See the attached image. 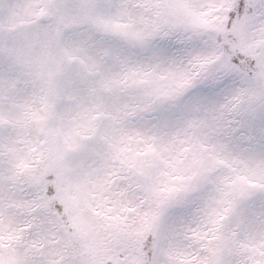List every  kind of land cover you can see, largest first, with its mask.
Segmentation results:
<instances>
[{"label":"snow or ice","instance_id":"obj_1","mask_svg":"<svg viewBox=\"0 0 264 264\" xmlns=\"http://www.w3.org/2000/svg\"><path fill=\"white\" fill-rule=\"evenodd\" d=\"M0 264H264V0H0Z\"/></svg>","mask_w":264,"mask_h":264}]
</instances>
